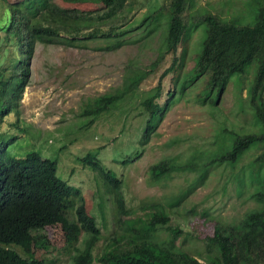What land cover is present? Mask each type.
<instances>
[{"label":"rangeland","instance_id":"1","mask_svg":"<svg viewBox=\"0 0 264 264\" xmlns=\"http://www.w3.org/2000/svg\"><path fill=\"white\" fill-rule=\"evenodd\" d=\"M248 2L196 0L191 14L205 10L224 19L241 18L250 23ZM133 4L131 24L139 27L154 8L168 4V0H134ZM0 11H6L3 2ZM4 22L1 18L0 24ZM162 27L150 36L145 30L148 26L140 27L126 37L130 43L116 51L97 50L102 45L100 41L91 42L87 48L37 43L29 84L18 101V113L0 128V146L15 138L7 154L24 158L37 151L58 162V176L80 192L79 197L102 230L98 251L109 249L112 236L125 235L134 226L131 219L149 218L155 209L163 208L170 216L171 229L158 228L154 239L166 244L174 239L176 250L205 260L211 256L206 237L213 235L214 226H237L247 213L259 208L252 198L260 189V184L255 183L258 173L252 164L248 165L262 153L264 143L253 146L235 166L216 162L208 165L231 149L236 137L264 131L248 98L257 67L253 63L245 73L235 75L217 105L203 100L206 77L181 91L188 72L195 66V52L198 54L202 48L206 30L202 25L188 44L185 66L177 70L181 80L175 101L151 132L148 143L142 145L146 126L142 102L173 63L171 55L163 57L160 53L164 43ZM0 40L8 44L4 37ZM146 73L149 75L138 91L111 113L95 121L93 116L83 115L97 98L114 94L131 76ZM170 79L169 76L164 81L162 103L174 88ZM13 124L16 126L9 127ZM90 152L123 181L130 214L122 220L105 182L84 166L82 159ZM163 161H169L173 170L155 182L151 168ZM71 216L75 219L74 213ZM127 220L131 222L123 224ZM48 234L55 250L45 254L46 259L73 264L74 249L65 247L58 233ZM83 238L87 235H82L77 247L83 246Z\"/></svg>","mask_w":264,"mask_h":264},{"label":"trees","instance_id":"2","mask_svg":"<svg viewBox=\"0 0 264 264\" xmlns=\"http://www.w3.org/2000/svg\"><path fill=\"white\" fill-rule=\"evenodd\" d=\"M0 2L6 7L5 13L0 11V19L5 20L0 24V38L4 37L8 43H0V128L18 113V101L29 84L30 63L37 43L87 48L91 42L100 41L102 45L97 50L116 51L129 44L126 37L140 27L148 26L145 30L150 36L163 26L160 53L163 57L171 55L173 63L142 102L146 126L140 142L147 144L151 132L175 101L177 83L181 80L177 70L185 66L188 44L202 25L206 28L202 48L198 54L195 52V66L188 72L181 91L206 77L203 100L217 105L232 78L245 73L255 63L256 76L248 89V98L257 123L264 128V0H249L250 23L241 18L224 19L205 10L192 15L196 0H168V4L154 8L139 27L131 24L134 0ZM148 75L131 76L114 94L97 98L83 115L93 116L95 121L111 113L127 96L138 91ZM169 76L174 88L162 103L164 81ZM13 139L0 146V264H58L45 257L55 250L48 231L58 233L65 247L74 249L73 264H264V150L248 165L252 164L258 173L255 183L260 184V189L252 198L259 208L247 213L237 226H214L213 235L206 237L211 256L203 260L176 250L174 239L168 245L154 239L158 228L171 229L170 216L163 208L155 209L149 218L131 219L134 226L125 235L112 236L109 249L98 251L102 230L79 197L80 192L58 176V162L44 158L37 151L29 152L24 158L7 154ZM263 143L264 131L238 136L231 149L207 164L235 166L253 146ZM82 161L105 182L109 194H113L120 220L130 214L123 181L103 166L97 154L90 152ZM172 170L169 161L160 162L151 168L152 179L158 182ZM83 234L87 238H83L82 247H77Z\"/></svg>","mask_w":264,"mask_h":264}]
</instances>
